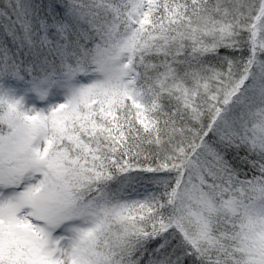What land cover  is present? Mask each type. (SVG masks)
<instances>
[{"label":"snow or ice","instance_id":"1","mask_svg":"<svg viewBox=\"0 0 264 264\" xmlns=\"http://www.w3.org/2000/svg\"><path fill=\"white\" fill-rule=\"evenodd\" d=\"M0 264H264V0H0Z\"/></svg>","mask_w":264,"mask_h":264}]
</instances>
